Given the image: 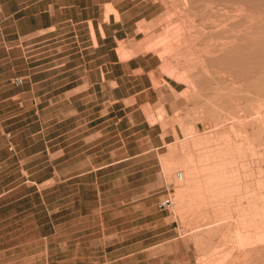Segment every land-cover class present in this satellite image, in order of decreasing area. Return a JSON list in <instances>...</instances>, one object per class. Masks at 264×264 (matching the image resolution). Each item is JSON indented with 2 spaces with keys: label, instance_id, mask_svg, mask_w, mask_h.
I'll list each match as a JSON object with an SVG mask.
<instances>
[{
  "label": "rangeland",
  "instance_id": "1",
  "mask_svg": "<svg viewBox=\"0 0 264 264\" xmlns=\"http://www.w3.org/2000/svg\"><path fill=\"white\" fill-rule=\"evenodd\" d=\"M139 9L0 31V264H264V0Z\"/></svg>",
  "mask_w": 264,
  "mask_h": 264
},
{
  "label": "crops",
  "instance_id": "2",
  "mask_svg": "<svg viewBox=\"0 0 264 264\" xmlns=\"http://www.w3.org/2000/svg\"><path fill=\"white\" fill-rule=\"evenodd\" d=\"M133 1L0 0V31L3 33L5 28L9 27L14 34L28 35L42 30L82 24L90 29L91 24L98 44L110 46V43H117L120 40L119 36L125 29L134 28L138 22L143 19L147 20L146 14H140L139 8H141L143 0L135 3ZM107 8H110L111 11H107ZM136 13L140 15L136 16ZM90 40L93 41L92 37ZM111 50L118 54L117 47H109L108 51ZM83 65L82 63L81 66ZM140 68L143 69V65ZM80 70L89 87H93L95 82L89 84L88 76L101 74L105 80L106 74L110 72V70L105 72L98 63L89 69L85 67ZM143 91H138L136 95Z\"/></svg>",
  "mask_w": 264,
  "mask_h": 264
},
{
  "label": "built area",
  "instance_id": "3",
  "mask_svg": "<svg viewBox=\"0 0 264 264\" xmlns=\"http://www.w3.org/2000/svg\"><path fill=\"white\" fill-rule=\"evenodd\" d=\"M23 82V78H21V77H17L15 80H14V83L16 84V85H19V84H21ZM178 177L179 178H182V172H178ZM172 203V200H171V198H166V199H164L162 202H161V206H163V207H168L170 204Z\"/></svg>",
  "mask_w": 264,
  "mask_h": 264
},
{
  "label": "bare ground",
  "instance_id": "4",
  "mask_svg": "<svg viewBox=\"0 0 264 264\" xmlns=\"http://www.w3.org/2000/svg\"><path fill=\"white\" fill-rule=\"evenodd\" d=\"M262 107H263V104H261V106L259 107L260 109H258L257 110V112L255 113V114H257L255 117H254V119L256 120V121H258V120H262V121H264V111H263V109H262ZM253 120V119H252ZM255 121V122H256ZM261 121V122H262ZM261 122H259L260 123V126L261 125H263V123H261ZM187 174H188V172H187ZM180 179V178H179ZM181 179H184V174L182 173V178Z\"/></svg>",
  "mask_w": 264,
  "mask_h": 264
}]
</instances>
